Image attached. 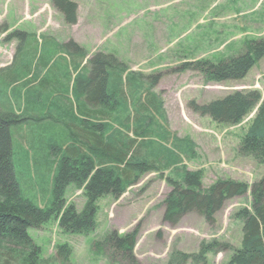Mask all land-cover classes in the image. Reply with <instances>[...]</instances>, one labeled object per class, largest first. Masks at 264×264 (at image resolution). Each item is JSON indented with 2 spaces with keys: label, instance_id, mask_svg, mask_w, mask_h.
Returning <instances> with one entry per match:
<instances>
[{
  "label": "trees",
  "instance_id": "trees-1",
  "mask_svg": "<svg viewBox=\"0 0 264 264\" xmlns=\"http://www.w3.org/2000/svg\"><path fill=\"white\" fill-rule=\"evenodd\" d=\"M52 5L68 25L77 23V3L52 0ZM21 35H28L23 50L0 68L1 250L9 246L6 253L19 258V264H48L39 257L29 229L42 227L62 211L61 226L67 232H91L101 197L110 194L118 200L145 174L169 171L172 190L163 202V221L172 226L189 213L214 223L229 199L247 192L252 201L251 210L238 212L243 222L239 248L202 243L198 253L174 250L169 264H210L206 255L217 249L233 251L229 264H264V175L250 187L230 179L204 187L202 171L185 165L196 145L168 129L163 103L153 91L161 73L130 70L113 53L88 58L87 50L72 39L60 43L34 33ZM263 57L264 37L220 61L184 62L175 71H196L217 83L242 80ZM190 106L226 125L241 123L257 109L240 150L264 164V97L258 90ZM72 184L84 190L81 211L66 207ZM138 231L110 233L94 247L98 253L110 250L125 264H142L135 256ZM70 251L62 246L57 255L65 261ZM8 261L0 258V264Z\"/></svg>",
  "mask_w": 264,
  "mask_h": 264
},
{
  "label": "rangeland",
  "instance_id": "rangeland-1",
  "mask_svg": "<svg viewBox=\"0 0 264 264\" xmlns=\"http://www.w3.org/2000/svg\"><path fill=\"white\" fill-rule=\"evenodd\" d=\"M72 1L78 5V21L68 25L52 0H0V68L9 66L23 50L28 37L23 32L60 43L72 39L87 50L88 58L97 52L113 53L130 70L162 74L153 91L163 103L168 129L196 145L185 165L189 171H202L204 187L220 179L250 187L264 175V164L240 150L257 109L241 123L226 125L190 106L193 101L206 104L236 91L258 90L264 97V57L242 80L217 83L196 71H175L184 62L220 61L264 37V0ZM168 176L169 171L150 172L120 199L110 194L101 197L96 227L88 233L67 232L61 226L62 211L52 214L42 227L29 229L39 257L48 264H125L110 250L98 253L94 242L113 232L136 229L135 256L142 264H169L174 250L198 253L202 243L241 246L243 222L238 212L251 210L250 192L229 199L216 213L214 223L189 213L172 226L163 221V202L172 190ZM85 202L84 190L70 185L66 207L81 211ZM62 246L71 250L65 261L57 255ZM7 248L0 249L1 261L19 264V258L6 253ZM232 254L231 249H217L206 258L210 264H229ZM188 264L196 263L191 260Z\"/></svg>",
  "mask_w": 264,
  "mask_h": 264
}]
</instances>
